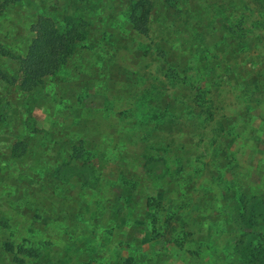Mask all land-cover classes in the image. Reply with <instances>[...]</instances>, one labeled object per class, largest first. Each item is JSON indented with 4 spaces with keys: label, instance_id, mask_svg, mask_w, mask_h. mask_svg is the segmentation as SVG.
<instances>
[{
    "label": "rangeland",
    "instance_id": "rangeland-1",
    "mask_svg": "<svg viewBox=\"0 0 264 264\" xmlns=\"http://www.w3.org/2000/svg\"><path fill=\"white\" fill-rule=\"evenodd\" d=\"M138 1L0 5V264H20L16 256L25 264H264V0H188L177 8L178 16L211 15L216 39L220 28L254 39L248 42L244 34L241 53L223 56L241 70L240 81L251 86L253 99L238 79L234 87L229 75L230 83L222 80L203 96L182 91V81L158 77L164 61L155 58L160 56L155 44L166 46L173 22L180 20L152 6L147 32L137 34L128 16L144 11V0ZM163 15L164 22L155 21ZM42 23L56 30L57 53L67 40L75 51L32 87L23 62ZM238 45L232 40L226 47ZM187 74L198 79L195 68ZM256 77L260 88L250 83ZM201 79L196 83L207 86ZM150 85L168 98L181 90L198 114L170 133L141 119L144 110L123 117ZM56 140L62 150L35 156L48 167L33 177L40 181L36 188L22 177L24 171L31 175L33 166L24 146L51 149ZM66 154L80 160L64 163ZM121 169L139 189L136 197L117 181ZM233 192L249 199L243 208L253 226L245 225L243 233L251 252L260 254L256 258L240 256L241 246L235 245L239 232L224 203V194ZM157 211L163 234L157 232Z\"/></svg>",
    "mask_w": 264,
    "mask_h": 264
},
{
    "label": "trees",
    "instance_id": "trees-1",
    "mask_svg": "<svg viewBox=\"0 0 264 264\" xmlns=\"http://www.w3.org/2000/svg\"><path fill=\"white\" fill-rule=\"evenodd\" d=\"M142 1L143 0H140L138 2ZM187 1L188 0H144L141 5L144 11L139 13L138 9L131 10L128 19L130 20V22L133 21L131 23L132 28L137 34H145L147 32L149 22L151 21L150 15L148 13L149 9H151L152 6L156 8V11L165 10L168 13L173 12L176 16H178L177 8H180L178 6L187 5ZM146 2H149V6L146 5ZM4 3L5 0H0V5H3ZM217 17L219 16L216 15V18ZM205 18L207 19L206 23L203 22ZM220 18L223 22L226 23V16L222 15ZM177 19H179L180 22L178 24L173 22L174 35L171 36V41L166 46L159 42H156L155 44V51L157 50L158 54L160 55L155 58L158 60L163 59L164 61V64L157 66L156 71L158 73L156 75L161 79L163 78V80L167 81V83H175V81L177 80L182 81L186 86L184 89H182V91L188 90L198 96H203L206 93L210 92V89L212 87L217 88L222 80H226L230 83L229 78H233L235 80V84L233 86L236 87L238 83L236 82V79L240 81L243 77V74L241 73V70L239 68H236L230 63L224 61L223 56L224 54L228 53L234 56L241 53V47L247 46L246 40H244L245 32L229 31L225 32V35V33H223L220 28L217 31L216 39V30L212 27L214 18L211 15L198 16L195 11L188 15H180L177 17ZM165 20L166 15H163V21L161 17L156 18L155 21L162 23ZM55 33L56 30L51 28L47 23H42L37 26V38L35 40H32L33 48L28 52L29 55L28 57L26 56L23 62V64H25L24 75L27 77V79H30L32 87L38 86L37 82L41 77L43 78L44 76L52 75L58 67L64 65L69 54L75 51L73 50V47H75V45L72 44L73 46H71L70 42L67 40L62 41L58 44L57 47L61 52L59 51L57 53V50L52 47V38H54ZM246 37H248V35ZM247 39L248 42L254 40L253 38L249 37ZM232 40H237L240 45L234 48H227L226 46L229 45ZM108 47V49L112 48L111 40L108 43ZM137 49L139 48H135L134 51H137ZM216 51L218 52L217 55L215 53ZM194 68L195 73L198 76V79L196 80L192 78V74H187L188 70L192 71ZM200 77L203 78L204 81L208 82L207 86L196 83L199 80H202ZM245 81L246 80L240 81L239 86H246V89L248 91L245 93V96H247V99H249L251 98V96L249 95H251L253 92L252 89H250L251 86L248 87L249 84L248 82L245 83ZM250 83H252V86L260 88V86H258L259 82H257V77ZM25 87L26 86H23L22 89ZM149 87L150 88H144L143 90H141V93L139 92V95L136 97V100L138 101L137 104H135L131 109H128L125 112H121L123 117L126 116L128 118L134 113L135 110H144L145 114H142L141 119H143L144 121L153 120L155 125H159L161 129L170 133L183 130V127L186 124V121L184 119L187 118L191 120L192 118H195L196 114H198V110H196L193 105H190L189 102H186L184 100L186 96L184 97L182 95L181 90L178 92V94H173L171 98H168V96H170L168 94H162L158 96V93L153 92L156 88L155 85H150ZM249 91H251L250 94ZM198 106L204 107L203 104H198ZM205 106L206 108L209 107V105ZM133 120H135V118H133ZM27 138L28 140H30L31 136H28ZM84 141L89 142L90 144L94 143L86 139H84ZM50 144L52 147L51 149L48 147V144H46L41 145L44 147L41 148L40 151H36V149H34L33 147L27 149V147L24 146V151L25 153H27L28 151V157L30 158V162L33 164V166L32 174L29 175L26 171H24L22 177L24 178V180L27 178L30 181H35L33 186L36 188L39 187H37L35 184L37 183V185H39L40 181L36 180L37 178L35 179L33 177L39 174L43 175L44 173H46V171H48V167L43 163H37L38 157H35L36 154L47 153L53 149L57 151L59 147L62 150L64 146L60 141L57 140L50 142ZM165 145L168 148L169 144ZM150 149H153V144H151ZM77 160L79 161L80 158L78 157L74 159L73 156L68 154L61 157V161L64 163H70ZM121 165H119L118 167L120 168ZM50 173L51 174L49 175L54 174L52 172ZM117 181L125 184V186L120 185L124 188L123 192H126L130 196H137L139 189L134 188V181L132 180V177H130L126 173V170L121 169L119 171ZM227 182L228 180L226 181V183ZM224 199L225 206L229 209L230 213L232 214V218L234 219L231 224L234 223V225L237 227L236 231L238 229L239 232L235 240V245L240 244L241 246L239 255H249L253 258H256L258 255L260 256L259 253L255 252L256 250L251 252L250 238L247 241L244 240V226L246 225V228L253 226V224H248V213L245 212L243 208V206L249 205V199L246 198L245 193H241L239 196H235V192L231 194H224ZM96 213L97 210L95 208L90 211V216H93ZM175 213L176 210H173L172 214ZM108 215L109 218L113 220V214L109 213ZM156 216L157 219H159L157 232L161 234L164 228V224L161 223V220L163 219L161 211H157ZM212 222L213 221H211L210 223ZM146 224L149 225L148 223ZM158 241L161 242L162 240L159 239ZM240 256H238L237 260L241 262ZM18 257L19 256L14 257V260H18L19 262H21L20 264H25ZM230 261L233 260L230 258L227 263H230Z\"/></svg>",
    "mask_w": 264,
    "mask_h": 264
}]
</instances>
